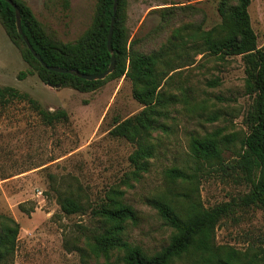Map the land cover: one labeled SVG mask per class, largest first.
Returning a JSON list of instances; mask_svg holds the SVG:
<instances>
[{
    "label": "rangeland",
    "instance_id": "1",
    "mask_svg": "<svg viewBox=\"0 0 264 264\" xmlns=\"http://www.w3.org/2000/svg\"><path fill=\"white\" fill-rule=\"evenodd\" d=\"M32 11L45 33L55 41L72 43L91 25L98 0H21ZM186 10L159 29L161 18L152 10L171 6ZM258 47L264 46V0H251L248 8ZM128 46L141 53L156 51L166 41L173 26L194 24L203 30L220 22L215 0H125ZM29 70L19 49L0 23V86L29 94L42 109L63 111L65 119L46 125L26 102L14 101L0 107V214L19 224L16 249L8 264H116L117 251L108 261L88 253L82 227L92 229L95 214L107 203L111 189L122 192V201L136 212V223H128L126 239L145 253L153 254L168 244L171 230L163 223L148 199L174 203L175 193L184 186L171 183L166 171L182 166L187 157V133L203 135L216 128L235 138L234 147L223 154L226 164L239 151V140L248 133L245 116L251 98L244 94V64L241 57L217 61L199 55L192 66L183 68L170 80L167 92L177 97L193 96L192 102L169 106L166 125L173 135H162L169 144L166 156L150 161L148 172H134L129 156L135 146L109 134L113 125L139 113L143 106L131 93L124 77L106 82L91 92L54 88L36 75L19 80ZM217 79L210 88L206 82ZM223 98V101L217 99ZM218 115L209 122L207 118ZM177 145V147H175ZM197 182L205 208L225 203L231 213L216 227L215 243L243 253L264 251V209L244 207L241 199L249 187L232 170L221 171L205 165ZM63 182L89 207L84 215L65 216L50 192V182ZM28 210L26 213L20 209ZM173 264H192L183 257Z\"/></svg>",
    "mask_w": 264,
    "mask_h": 264
},
{
    "label": "trees",
    "instance_id": "2",
    "mask_svg": "<svg viewBox=\"0 0 264 264\" xmlns=\"http://www.w3.org/2000/svg\"><path fill=\"white\" fill-rule=\"evenodd\" d=\"M19 9L21 28L30 45L48 66L76 70L84 74H101L110 64L106 39L112 16L113 0H98L97 9L89 28L74 42L61 43L47 35L30 8L21 0H12ZM220 22L203 30L194 24L173 26L166 41L149 54L128 46V30L124 20L125 0H118L113 25L111 47L116 56L113 72L101 81H85L74 75L60 74L44 69L32 56L16 31L15 15L10 5L0 0V23L11 42L19 49L29 70L20 72L19 80L36 75L45 85L54 88H71L78 92H91L106 82L124 77L131 84L132 98L143 109L136 115L113 125L109 134L122 138L135 146L129 156L134 172H148L150 161L166 156L169 144L163 143L162 135H173L166 125L169 106L179 102L194 101L193 96L177 97L167 92L170 80L179 70L192 66L199 55L217 61L228 57H241L244 64V94L251 98L245 116L248 133L240 140L239 151L232 162L226 164L223 154L231 150L236 141L216 128L203 135L187 133V157L182 166L173 165L166 171L167 178L182 193H175L174 203L165 199H148L147 204L156 210L163 223L172 231L168 244L153 254L145 253L139 246L126 239L128 223L135 224V210L122 201V192L111 189L107 203L95 214L98 221L92 229L82 227L88 253L109 260L117 251L116 264H173L183 257L192 264H264V251L243 253L215 243V231L219 222L232 211L230 203L205 208L200 201L197 182L205 165L221 171L232 170L248 187L249 192L241 199L244 207L264 209V46L258 47L248 8L251 0H215ZM186 8L171 6L152 10L161 18L159 29L164 30L170 21L181 15ZM217 79L206 82L213 88ZM223 101V98L217 97ZM14 101L26 102L46 125L66 118L63 111H45L29 94L16 88L0 86V107ZM218 115L207 118L209 122ZM162 134L159 136V133ZM177 147V145H175ZM63 182H50V192L61 213L65 216L84 215L89 207L81 198L64 187ZM20 209H23V204ZM19 224L11 217L0 214V264H8L15 253Z\"/></svg>",
    "mask_w": 264,
    "mask_h": 264
},
{
    "label": "water",
    "instance_id": "3",
    "mask_svg": "<svg viewBox=\"0 0 264 264\" xmlns=\"http://www.w3.org/2000/svg\"><path fill=\"white\" fill-rule=\"evenodd\" d=\"M3 1H5L8 5H10L14 11L16 31H17L18 35L21 37L22 41L24 42L25 46L27 47L29 52L32 54V56L40 63V65L44 69H46L48 71L55 72V73L74 75L75 77L80 78V79L85 80V81H101V80H104L109 74H111L113 72V70L115 68V64H116V56H115V54L112 50V47H111V37H112L113 25L115 22L118 0H113L112 16H111L110 26H109V30H108L107 39H106L107 52L110 54V64H109V67L103 73L94 74V75L93 74L80 73V72H78L76 70H72V69H64V68H60V67L46 65L42 61L40 56L32 48L28 39L23 34V31L21 28L20 12H19V9L16 6V4L12 0H3Z\"/></svg>",
    "mask_w": 264,
    "mask_h": 264
}]
</instances>
